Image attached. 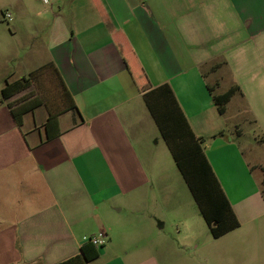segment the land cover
Segmentation results:
<instances>
[{
	"label": "crops",
	"instance_id": "crops-1",
	"mask_svg": "<svg viewBox=\"0 0 264 264\" xmlns=\"http://www.w3.org/2000/svg\"><path fill=\"white\" fill-rule=\"evenodd\" d=\"M45 66L67 100L51 139L36 96L11 105L35 83L0 105V264H58L101 232L111 241L102 264H217L263 235L264 159L253 166L226 133L211 90L236 89L264 147V0H0V91ZM166 84L239 220L214 238L223 246L160 238L130 249L105 223L106 206H138L154 185L139 153L157 127L144 95ZM30 108L19 125L13 111Z\"/></svg>",
	"mask_w": 264,
	"mask_h": 264
},
{
	"label": "rangeland",
	"instance_id": "rangeland-1",
	"mask_svg": "<svg viewBox=\"0 0 264 264\" xmlns=\"http://www.w3.org/2000/svg\"><path fill=\"white\" fill-rule=\"evenodd\" d=\"M44 73L43 86L45 91L42 89V93H40L39 90L38 92L35 90L31 94L18 96L11 102V105H19L22 100L36 96L35 99L43 103L40 106L47 107L50 105L52 107V105H55V108H51V111L53 113L61 112L67 105L63 89L50 68ZM0 86H2L1 83ZM227 89V86H221L219 92L222 93ZM246 110L238 92L234 91L230 101L226 104L225 115L221 119H223L226 133L238 139L239 144L246 148L247 152H245L248 160L254 166L256 158L264 159V147L252 142V140H259V132L250 124ZM238 129L244 132L241 138L236 134ZM250 145L254 146L252 152L249 151ZM141 146L139 153L145 161L146 170L154 185H150L148 190L143 191L138 206L132 205L130 199L127 198L112 203L114 205L109 204V206H106L105 212L108 214L104 220L108 225V229L115 234L114 244L136 249L137 247L151 245L158 242L160 238H164L166 244L170 242L173 247H176L177 245H190L193 239L198 237L204 251L213 246L225 245L223 241L218 240L216 242L212 237L195 198L179 171L158 127L155 128L154 135L146 137ZM254 149L259 152L257 156ZM121 206L123 211L118 217L113 214V210ZM162 224H165V226L160 229ZM153 228L159 229L160 234H155ZM85 229L91 231L95 228L94 225H91L83 230ZM257 238L253 237L248 240L246 248L250 249L245 255L239 252L234 253V255L222 254L217 255L218 259L214 261L217 264H264V232L260 238ZM110 242L108 239L100 247V250L105 245H109ZM102 263L103 260L98 259L90 264Z\"/></svg>",
	"mask_w": 264,
	"mask_h": 264
},
{
	"label": "trees",
	"instance_id": "trees-1",
	"mask_svg": "<svg viewBox=\"0 0 264 264\" xmlns=\"http://www.w3.org/2000/svg\"><path fill=\"white\" fill-rule=\"evenodd\" d=\"M50 68L45 66L31 73L27 79L6 85L0 91V105L14 96L20 90L35 83L40 93L44 89L45 71ZM236 89H230L224 94L217 95L211 90L213 100L220 114L226 111V104L230 101ZM64 92V91H63ZM69 98V97H68ZM145 103L153 116L159 131L165 139L171 151L175 163L187 182L195 201L199 207L210 233L218 239L227 233L239 228L237 219L231 204L205 154L202 139L192 131L188 120L183 113L172 89L169 85H162L144 95ZM43 104L38 101V106ZM72 107H75L72 103ZM47 106L49 121L47 137L51 139L49 128L56 124L57 113H53ZM67 108V105L64 109ZM34 108L24 111H13V115L19 125H22L23 114ZM64 109L62 111H64ZM61 111V112H62ZM60 113V112H59ZM100 248L85 243L81 247V253L58 264H89L99 257Z\"/></svg>",
	"mask_w": 264,
	"mask_h": 264
},
{
	"label": "built area",
	"instance_id": "built-area-1",
	"mask_svg": "<svg viewBox=\"0 0 264 264\" xmlns=\"http://www.w3.org/2000/svg\"><path fill=\"white\" fill-rule=\"evenodd\" d=\"M41 1L47 2L48 0H41ZM3 17L5 20L11 19V16L9 15V13H5ZM106 240H107V235L102 232L99 233L98 235L84 238L85 243L92 244L96 248L102 247L105 244Z\"/></svg>",
	"mask_w": 264,
	"mask_h": 264
}]
</instances>
